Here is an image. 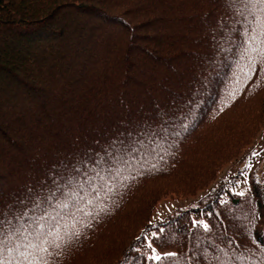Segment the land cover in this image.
I'll list each match as a JSON object with an SVG mask.
<instances>
[{
    "label": "trees",
    "instance_id": "1",
    "mask_svg": "<svg viewBox=\"0 0 264 264\" xmlns=\"http://www.w3.org/2000/svg\"><path fill=\"white\" fill-rule=\"evenodd\" d=\"M242 31L226 0H0V209L119 140L147 162L53 264H264V174L244 195L218 180L264 130ZM198 196L153 222L163 199Z\"/></svg>",
    "mask_w": 264,
    "mask_h": 264
},
{
    "label": "snow or ice",
    "instance_id": "2",
    "mask_svg": "<svg viewBox=\"0 0 264 264\" xmlns=\"http://www.w3.org/2000/svg\"><path fill=\"white\" fill-rule=\"evenodd\" d=\"M226 2L242 20L244 40L239 55L243 67L238 63V68L240 74L250 78L257 63L264 65V0ZM146 162L144 157L137 160L133 149L125 147L123 141L114 140L104 155L96 154L92 166L85 171L81 170V165L87 166L88 161L55 169V175L49 174L54 187L42 188L46 193L44 196L29 190L27 197L16 201L19 208L12 205L7 211L0 209V264H53L47 257L58 255V250L79 237L84 228L90 227V219L106 211L105 201L110 195L131 177L137 166L143 167ZM152 168L157 165L153 163ZM64 216L72 218L74 224L60 229ZM203 227L205 231L210 230L206 223ZM148 247L152 248V244ZM175 255L161 256L153 249V255L148 259L160 261Z\"/></svg>",
    "mask_w": 264,
    "mask_h": 264
},
{
    "label": "rangeland",
    "instance_id": "3",
    "mask_svg": "<svg viewBox=\"0 0 264 264\" xmlns=\"http://www.w3.org/2000/svg\"><path fill=\"white\" fill-rule=\"evenodd\" d=\"M255 153V155H254ZM256 170V173L263 176L264 174V130L259 136V138L254 142L252 146L246 149L240 156L231 164L226 166L224 170L220 173L218 180L223 177H235L239 176V186L235 188V192H244L246 189L248 177L251 173ZM242 172V173H241ZM216 184V183H215ZM203 193L199 196L201 197ZM187 197H169L163 199L158 209L153 217V222L163 220L167 216L171 215L178 209H184L190 206V204L199 198Z\"/></svg>",
    "mask_w": 264,
    "mask_h": 264
}]
</instances>
